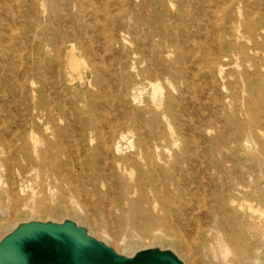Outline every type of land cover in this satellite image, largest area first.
Listing matches in <instances>:
<instances>
[{"label":"bare ground","instance_id":"6f19581e","mask_svg":"<svg viewBox=\"0 0 264 264\" xmlns=\"http://www.w3.org/2000/svg\"><path fill=\"white\" fill-rule=\"evenodd\" d=\"M63 218L264 264V0H0V239Z\"/></svg>","mask_w":264,"mask_h":264},{"label":"water","instance_id":"95a60500","mask_svg":"<svg viewBox=\"0 0 264 264\" xmlns=\"http://www.w3.org/2000/svg\"><path fill=\"white\" fill-rule=\"evenodd\" d=\"M0 264H185L171 249L153 246L121 254L76 221H26L0 239Z\"/></svg>","mask_w":264,"mask_h":264},{"label":"rangeland","instance_id":"374dc122","mask_svg":"<svg viewBox=\"0 0 264 264\" xmlns=\"http://www.w3.org/2000/svg\"><path fill=\"white\" fill-rule=\"evenodd\" d=\"M86 207H87L88 212L92 216V218H95L94 220L97 222L99 228L101 230H106L111 236L115 237L118 241L119 240L121 241L123 239L125 240H136L137 239V231L131 226V224L126 220V218L122 216L121 212L115 207H112L111 205H108V204L101 203L100 201H95L92 203L90 202L86 205ZM66 219H71L73 221L77 220L76 218H63L61 219L62 220L61 222H63ZM84 226L87 229H89L88 226L86 225ZM179 229L180 230L178 231L180 235L186 237L188 240L191 239L192 234L190 233L189 228L181 226V228ZM191 241H193V239H191ZM151 243L152 242H150L149 240H146L145 242L138 241V242H135L134 248L135 250L137 249L139 250V248H143L145 246H148L146 248L153 247V246H159L165 249H169L171 247L169 245H167L166 247H163L159 244H154V243L151 245ZM195 246L198 252L201 254V256H204L203 257L204 260L202 264H209V263L229 264L228 262H230V261L226 262V261L215 258L209 252L207 248L201 247L197 243Z\"/></svg>","mask_w":264,"mask_h":264}]
</instances>
